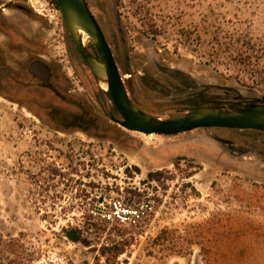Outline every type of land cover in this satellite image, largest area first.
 I'll return each instance as SVG.
<instances>
[{
    "label": "rangeland",
    "instance_id": "374dc122",
    "mask_svg": "<svg viewBox=\"0 0 264 264\" xmlns=\"http://www.w3.org/2000/svg\"><path fill=\"white\" fill-rule=\"evenodd\" d=\"M37 1L0 0V264L23 257L19 247L6 250L10 239L32 264H93L114 245L124 251L122 264H264V156H230L213 139L262 151L264 133L146 136L124 129L73 54L59 9ZM85 1L104 33L116 20L123 41L116 65L144 113L167 120L193 102L184 88L169 96L141 85L164 78L159 68L190 75L197 93L210 87L206 106L264 104V0ZM31 37L37 55L58 63L69 79L85 74L89 99L104 94L101 129H57L52 112L22 102L27 96L4 78L2 60ZM112 198L151 202L153 212L138 228L111 226L96 213ZM89 222L105 232L95 233ZM69 231L88 245L71 242Z\"/></svg>",
    "mask_w": 264,
    "mask_h": 264
},
{
    "label": "flooded vegetation",
    "instance_id": "af4514ba",
    "mask_svg": "<svg viewBox=\"0 0 264 264\" xmlns=\"http://www.w3.org/2000/svg\"><path fill=\"white\" fill-rule=\"evenodd\" d=\"M96 5L99 7L98 4ZM100 9L103 11V15L106 16L105 7H101ZM98 24L104 34L106 42L110 46L112 56L116 64V51L119 52L120 45L122 46L123 44V41L116 35V20L113 24H104L106 28L105 33L99 22ZM17 34L20 35V33ZM106 34H108L110 40ZM27 41L23 40V42L26 43L23 45V50L11 47L2 60L4 78L7 82L17 86L27 96H23L22 102L28 105L32 110L39 109L41 112H52L56 117L54 118L55 123L51 126L56 127L57 129H74L81 130L86 133L90 131L94 132L95 129H101L100 118H103L101 115L103 114V111L102 106L99 105V100L104 96V94L101 95V93L99 94L97 92L89 99V95L87 94L84 86L86 78L83 72L77 73L80 79H78L77 76L69 79V76L62 71V68L58 63L51 60L44 61V56L39 54L37 55L40 51L39 46H37V40L31 37ZM73 48L75 51L73 54L77 57V60H79L83 67L89 71L74 45ZM86 48L90 54L97 59V54L92 44L88 47L86 46ZM159 70L164 76V78H161L160 81L150 78L141 79V85L145 89L151 92L171 96L172 92L178 91L179 88H184L192 93L191 98L193 101L191 105L189 104V106H187L185 113L193 109L203 107L201 105L206 107V104L203 103L205 102L206 92L209 91L210 87H204L202 91L197 93V85L194 83L190 75H186L170 68H159ZM73 73L76 72L73 71ZM75 79H77V81ZM79 84L81 86H79ZM124 85L130 101L138 109H140V107L137 106L131 99L132 96L135 95L133 84L130 83V85H126V83H124ZM90 100H93V103H90ZM256 103L258 102L248 104L240 103L239 101L233 102V104L238 107H244ZM114 120L116 119L112 118L113 122ZM213 139L225 148L230 156H245L252 155L253 153H258L260 156H264V150H258L257 146L254 144L246 143V147H241L230 140L220 138ZM221 140L230 142L231 147L240 150L241 153L231 151L227 144L221 143ZM259 145L264 147L261 143H259Z\"/></svg>",
    "mask_w": 264,
    "mask_h": 264
},
{
    "label": "water",
    "instance_id": "95a60500",
    "mask_svg": "<svg viewBox=\"0 0 264 264\" xmlns=\"http://www.w3.org/2000/svg\"><path fill=\"white\" fill-rule=\"evenodd\" d=\"M56 2L72 43L84 64L96 82L106 83L107 90L103 93L121 118L114 122L124 129L146 136H176L197 129H228L264 133V104L259 103L244 107L219 104L206 106L167 120L144 113L130 101L110 46L86 1L56 0ZM79 31L87 36L95 49L98 60L87 50ZM221 143L227 144L231 151L241 153L240 150L231 147L230 142L221 140ZM66 237L71 242L88 245V242L75 231L67 232Z\"/></svg>",
    "mask_w": 264,
    "mask_h": 264
},
{
    "label": "built area",
    "instance_id": "2783aa9c",
    "mask_svg": "<svg viewBox=\"0 0 264 264\" xmlns=\"http://www.w3.org/2000/svg\"><path fill=\"white\" fill-rule=\"evenodd\" d=\"M39 1L36 3H38L40 8L44 6L47 9H54V0ZM152 212L153 204L151 202L141 201L134 203L112 198L106 205L102 204L96 214L101 222L111 226L138 228L150 217Z\"/></svg>",
    "mask_w": 264,
    "mask_h": 264
},
{
    "label": "trees",
    "instance_id": "16d2710c",
    "mask_svg": "<svg viewBox=\"0 0 264 264\" xmlns=\"http://www.w3.org/2000/svg\"><path fill=\"white\" fill-rule=\"evenodd\" d=\"M54 4L58 8L56 0H54ZM128 202H132V199L128 200ZM88 228H90L95 233H98L99 235L105 232L103 229H100L97 226V224L91 222L88 223ZM4 245L9 253H12V251H15V249H17L18 247L21 248V250L23 251L22 254L23 257H19V255H17L15 256V260L9 261V264H32V261L26 259L28 258L29 255L26 252L25 247L22 244H20L19 240L10 239L9 241L5 242ZM123 252H124L123 249H120L117 245H114L113 247H109V246L103 247L102 251H100V257H95L93 264H122L121 262L118 261V258L120 255L123 254ZM13 254L16 253L14 252Z\"/></svg>",
    "mask_w": 264,
    "mask_h": 264
},
{
    "label": "bare ground",
    "instance_id": "6f19581e",
    "mask_svg": "<svg viewBox=\"0 0 264 264\" xmlns=\"http://www.w3.org/2000/svg\"><path fill=\"white\" fill-rule=\"evenodd\" d=\"M79 35L82 37V40H83V43H84V45H85V43L87 42V36L83 33V32H81V31H79ZM96 84H97V86L102 90V91H106L107 90V85H106V83H104V82H102V81H99V82H96Z\"/></svg>",
    "mask_w": 264,
    "mask_h": 264
}]
</instances>
